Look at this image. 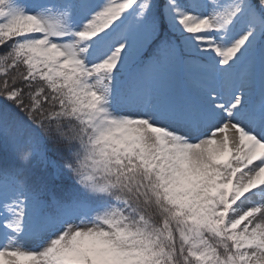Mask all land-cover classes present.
Masks as SVG:
<instances>
[{
	"label": "snow or ice",
	"instance_id": "snow-or-ice-1",
	"mask_svg": "<svg viewBox=\"0 0 264 264\" xmlns=\"http://www.w3.org/2000/svg\"><path fill=\"white\" fill-rule=\"evenodd\" d=\"M0 264H264V0H0Z\"/></svg>",
	"mask_w": 264,
	"mask_h": 264
},
{
	"label": "rangeland",
	"instance_id": "rangeland-1",
	"mask_svg": "<svg viewBox=\"0 0 264 264\" xmlns=\"http://www.w3.org/2000/svg\"><path fill=\"white\" fill-rule=\"evenodd\" d=\"M29 246H32V245H29Z\"/></svg>",
	"mask_w": 264,
	"mask_h": 264
}]
</instances>
